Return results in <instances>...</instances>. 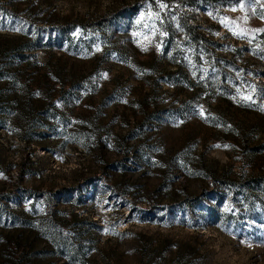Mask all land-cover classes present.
Returning <instances> with one entry per match:
<instances>
[{
  "label": "rangeland",
  "instance_id": "obj_1",
  "mask_svg": "<svg viewBox=\"0 0 264 264\" xmlns=\"http://www.w3.org/2000/svg\"><path fill=\"white\" fill-rule=\"evenodd\" d=\"M0 264H264V0H0Z\"/></svg>",
  "mask_w": 264,
  "mask_h": 264
},
{
  "label": "snow or ice",
  "instance_id": "obj_2",
  "mask_svg": "<svg viewBox=\"0 0 264 264\" xmlns=\"http://www.w3.org/2000/svg\"><path fill=\"white\" fill-rule=\"evenodd\" d=\"M160 7H161V8H165L166 5L161 4ZM156 15H157V18H159V17H158V14H156ZM142 16H143V14H142ZM139 22H140V21L138 20L137 23H139ZM246 99H250V97H246Z\"/></svg>",
  "mask_w": 264,
  "mask_h": 264
},
{
  "label": "trees",
  "instance_id": "obj_3",
  "mask_svg": "<svg viewBox=\"0 0 264 264\" xmlns=\"http://www.w3.org/2000/svg\"><path fill=\"white\" fill-rule=\"evenodd\" d=\"M187 26V25H186ZM190 208V207H189Z\"/></svg>",
  "mask_w": 264,
  "mask_h": 264
}]
</instances>
